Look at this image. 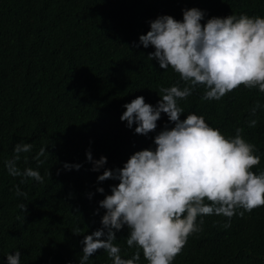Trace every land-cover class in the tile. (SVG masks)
Returning a JSON list of instances; mask_svg holds the SVG:
<instances>
[{
  "label": "trees",
  "instance_id": "1",
  "mask_svg": "<svg viewBox=\"0 0 264 264\" xmlns=\"http://www.w3.org/2000/svg\"><path fill=\"white\" fill-rule=\"evenodd\" d=\"M192 8L204 13L202 25L229 15L264 18V0H0V264L16 251L20 264H79L84 236L101 228L99 202L118 184L97 183V177L122 168L138 151L154 150V137L174 126L161 114L154 132L136 135L135 124L129 129L120 120L123 106L142 96L155 107L161 87H185L171 68L147 58L154 48L138 46L139 36L156 18L182 21V10ZM204 92L198 86L178 101L180 120L203 116L232 138L243 129L260 156L253 171H264V93L241 86L209 101ZM18 143L32 149L16 160ZM41 148L46 153L38 160ZM89 151L93 161L106 158L98 171L86 161ZM9 161L21 173L38 171L43 182L10 175ZM64 164L81 167L65 170ZM199 219L202 231L188 238L173 264H264V206L230 222L217 215ZM127 236L124 227L114 242L126 259L136 251ZM89 264L112 262L101 250ZM138 264H147L142 254Z\"/></svg>",
  "mask_w": 264,
  "mask_h": 264
},
{
  "label": "clouds",
  "instance_id": "2",
  "mask_svg": "<svg viewBox=\"0 0 264 264\" xmlns=\"http://www.w3.org/2000/svg\"><path fill=\"white\" fill-rule=\"evenodd\" d=\"M182 12V21L161 16L149 22L150 30L139 36L138 46H152L154 52L147 58L156 60L160 69L171 68L185 87H161L155 107L139 96L123 106L120 117L129 129L136 125V135L154 132L161 114L174 126L169 129L165 125L154 137V150L138 151L122 168L105 169L97 177V183L115 180L118 184L99 202L104 210L101 228L84 236L79 264H89L90 257L101 250L112 264H138L141 254L147 264H173L188 238L202 231L204 221L197 223L198 218L217 215L230 222L234 215L243 217L245 212L264 206V171H253L260 156L254 145L242 138L243 129H237L232 138L210 127L203 116L188 114L181 121L183 108L178 105L198 86L205 88L202 99L209 101H219L241 86L264 93V18L229 15L210 18L202 25L201 10ZM256 123L252 120L249 126ZM31 149V144H16L15 159ZM45 153L41 148L36 159ZM86 161L93 163V171L107 162L105 157L93 161L90 151ZM7 167L10 175L39 183L44 180L31 168L21 173L15 161H9ZM63 167L79 170L81 165ZM47 175L50 177V172ZM96 191L103 194L104 189ZM16 192L26 195L19 188ZM239 209L242 211L237 212ZM124 227L128 229L127 247L136 249L127 259L114 243L116 233ZM20 256L19 251L8 255L7 264H20Z\"/></svg>",
  "mask_w": 264,
  "mask_h": 264
}]
</instances>
